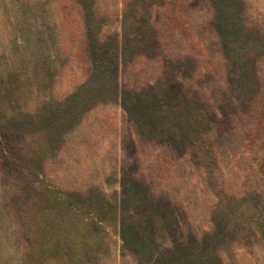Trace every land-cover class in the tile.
Masks as SVG:
<instances>
[{
  "label": "rangeland",
  "instance_id": "1",
  "mask_svg": "<svg viewBox=\"0 0 264 264\" xmlns=\"http://www.w3.org/2000/svg\"><path fill=\"white\" fill-rule=\"evenodd\" d=\"M0 264H264V0H0Z\"/></svg>",
  "mask_w": 264,
  "mask_h": 264
}]
</instances>
